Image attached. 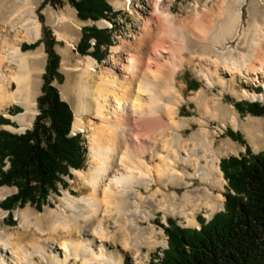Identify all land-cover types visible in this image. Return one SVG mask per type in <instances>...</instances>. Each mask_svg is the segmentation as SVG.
<instances>
[{
  "label": "bare ground",
  "instance_id": "obj_1",
  "mask_svg": "<svg viewBox=\"0 0 264 264\" xmlns=\"http://www.w3.org/2000/svg\"><path fill=\"white\" fill-rule=\"evenodd\" d=\"M43 1L0 0V43L6 48L0 50V111L7 104L22 103L25 109L18 116L25 127L34 124L37 96L43 83L40 69L44 70L47 53L43 44L34 50H25L19 42H36L42 36L43 22L38 9ZM246 1L196 0L193 7L196 18L191 20L192 25L186 26L171 8L163 6L164 0H155L144 30L138 40L130 43L122 76L113 71H92L95 57L88 56L91 63L86 74L89 78L85 86L76 90L78 99L73 124L74 131L86 130L82 115L91 112L88 98L92 96L94 116L100 122H90V162L85 170L74 168L88 192L75 195L66 190L62 198L66 209L42 229L48 235L46 239H41L42 235L33 236V245H38L35 248L16 246L28 235L0 226V264H44V261L124 264L120 247L114 245L116 242L126 250L141 251L146 243L157 246V230L143 224L155 217L154 209L168 210L169 207L186 216L190 223H197L198 212L204 206L212 211L218 208L221 195L216 194V188L224 185L219 155L225 147H237L229 140L217 144L210 137L208 119L178 117L185 97L177 84L176 72L186 60L197 69L200 64L198 70L204 72L209 84L219 82L231 91H236L237 84L249 74L260 76V72H264V0H250L248 23L241 30ZM132 2L125 0L120 5L130 6ZM43 11L61 31L76 23L70 7L58 13L49 5ZM101 22L107 23V20ZM206 35L210 37L208 40L202 38ZM235 38L239 42L232 48L230 42ZM121 47L117 45L115 49ZM152 47H156L157 55L167 48L181 55L172 56L159 65L156 63L157 68H150L154 74L148 77L144 74V65ZM225 72L230 73L231 78H227ZM13 82H16L14 88ZM242 95L264 99V92L249 88ZM193 98L201 106L208 105L204 90L197 91ZM226 113L235 126H243L257 148L256 142L264 145L263 121L260 124L245 122L235 107H230L224 115ZM192 121H199L201 127L186 137L181 130ZM169 129H173V134L164 143L167 155H162L156 133ZM193 176L201 178L205 184L187 188L183 193L174 191L164 199L157 197L160 184L189 186L188 177ZM138 184L154 191L146 194ZM155 184H159V189ZM9 191L7 186L0 187V199ZM5 212L0 209V216ZM34 222L22 212L23 228L29 229L31 234L33 226L40 225ZM113 222L115 226L111 225ZM42 240H59L63 256L60 251L39 245L47 244ZM162 243L167 245L168 242L164 239Z\"/></svg>",
  "mask_w": 264,
  "mask_h": 264
},
{
  "label": "trees",
  "instance_id": "obj_2",
  "mask_svg": "<svg viewBox=\"0 0 264 264\" xmlns=\"http://www.w3.org/2000/svg\"><path fill=\"white\" fill-rule=\"evenodd\" d=\"M70 1L83 20L112 21L119 13L110 0ZM43 30V39L23 45L29 49L42 41L46 43L48 60L43 93L39 96L41 112L26 132L0 128V185L18 187L1 203L11 210L8 220L12 224L17 223L13 211L16 207L32 203L43 208L51 202L52 192L60 194V183L69 185L66 176L74 177L73 168L86 166L89 151L84 134L72 133L74 108L55 83L65 80L60 70L62 55L55 47L58 39L48 26ZM82 30L78 51L102 61L115 44L114 27L94 23L84 25ZM200 86L198 79L188 80V89ZM235 105L243 114L264 115L262 101L238 100ZM21 108L16 106L11 111L20 112ZM6 123L15 121L1 114L0 124ZM227 132L246 143L242 132L233 128ZM221 165L229 180L225 209L210 220L200 219L201 228L185 226L172 216L168 217V223L158 219L169 235V247L163 249L162 257L156 252L150 264H264V151L255 152L247 146L240 155L223 157Z\"/></svg>",
  "mask_w": 264,
  "mask_h": 264
},
{
  "label": "rangeland",
  "instance_id": "obj_3",
  "mask_svg": "<svg viewBox=\"0 0 264 264\" xmlns=\"http://www.w3.org/2000/svg\"><path fill=\"white\" fill-rule=\"evenodd\" d=\"M112 4L114 5L116 10H119V13L114 16V20H108L107 23H102L101 20L94 21V20H83L78 13L77 8L72 4L70 0H44L40 8L38 9L41 19L43 22L42 26V36L40 39L44 38V26H48L52 29L53 34L58 39V43L55 45L57 51L62 55V61L60 65V70L65 75V80L63 82H59L58 80H55V83L59 86L60 91L62 93V96L69 101V103L72 105V107L75 109V105L77 103V92L76 90H80L82 85H86L88 82V75L86 74V71L88 70V65L91 63L88 59V56L92 55H82L77 47L78 43L80 41V38L83 33V26L84 25H92L94 23H97L101 27H114V40L115 44L111 47L109 52L107 53L106 57L99 61L95 58V69H92V71L101 73L102 71H113L115 74H118L119 76H122L124 74L123 68L124 64L128 60V49L131 47L130 43L134 42L135 40H138L139 36L141 35V32L145 28V21L147 17L152 16L153 11V3L155 0H133L132 4L130 6H121V3H124L125 0H110ZM221 1V0H219ZM196 0H164L163 6L165 8H171V10L177 15L178 19L183 21L186 26L191 24V20H194L195 17V11L193 10V7L195 6ZM119 3V4H118ZM51 5L53 8L56 9L58 13H61L66 8L70 7L73 12V16L76 20V25L74 26H67L65 30H59L54 25L52 21L49 20L48 16L44 13V8L46 6ZM250 6V0L246 1L244 4V25L241 30L244 29L245 24L248 23V17L250 14L249 11ZM153 19L156 20V17L153 16ZM104 20V19H103ZM192 25V24H191ZM196 30L200 35H203L204 32H200L197 29ZM202 38H206L207 40L210 38L208 35L203 36ZM39 39V40H40ZM25 42L33 43L28 40H21L19 43L22 44V47ZM37 42V41H36ZM239 39L235 38L230 42L231 47H236L238 44ZM45 46V50L47 53V60H48V52L46 48V43L44 41L40 42V44L34 48H29L25 50H34L40 45ZM122 46L120 50L115 49V46ZM106 46H104L105 48ZM3 48L2 44L0 43V50ZM156 47H152L151 50H149L146 54L145 59V75L150 77L154 74V72L151 69L157 68V66L162 63L164 60L169 61L172 59V56H178L181 55L177 50H170V49H163L162 53L160 55H157L155 52ZM3 49H6L5 47ZM157 55V56H156ZM94 57V56H93ZM180 58V56H179ZM47 60L44 66V70L40 69L42 72V78L43 83L41 85V91L38 93L37 96V106L38 110L36 113V116L33 120V123L37 117V115L41 112V109L39 107V96L43 93V84H44V73L46 71V65ZM158 63V65H156ZM14 65V69H17L16 64ZM212 64L209 65L211 67ZM207 67V68H209ZM201 68V65L199 64L198 69ZM195 66V64L189 63L188 60L185 61V63L177 70L176 77H177V84L180 88L181 94L185 97L184 102L180 105V114L178 117L186 116L191 118H202V119H208V129L211 131L210 137L216 140V143H224L226 141H230L235 143L236 149L225 147L223 148V151L219 155L218 162H222L223 157H228L232 154H241L242 152L246 151L247 146H251L253 150L259 152L264 151V145H261L259 142H256L259 147L257 148L255 146V141L251 139V137L248 135L246 130L243 128L242 125L235 126L232 122V117H230L228 113L224 115L226 111L230 107H235L238 111V115L246 122L250 121L255 124H260L262 121L264 122V115H254L251 112H247L243 114L235 105V101L238 100H261L264 102V99H251L244 97L242 94L246 88H249L252 91L257 92H264V72H260V76H256L254 73L249 74L244 81H241L237 84L236 91H231L227 89L225 86H223L221 83L216 82L214 84H209L208 80L204 74V72H200ZM96 73V74H97ZM224 75L227 78H231L230 73H224ZM142 77V75H141ZM140 77V78H141ZM94 77L93 79H95ZM191 78H196L199 81H201L202 85L198 89H187V82ZM146 80V79H145ZM16 86V82H13L12 88ZM200 90H204L205 95H207V102L208 105H200L197 100L193 98V95ZM147 93V91L145 92ZM230 96L229 98L227 96ZM89 104L91 106V112H86L82 115L83 119L86 120L87 128L86 130H80L84 134L85 141L88 144L89 151L87 152V162L86 166L82 169H87L90 162V137L89 133L90 131V122H100L98 118L94 116V101L93 97L89 96L88 98ZM165 100V99H163ZM16 106H21L22 111H11V108L15 109ZM25 107L20 102H13L11 104H7L1 111V114H5L7 117L11 118L12 121H15V123L10 124H2L0 125V128H7L13 132H23L27 128H30L32 125H29L28 127L23 126V123L21 122L20 117L18 116L20 113L24 111ZM28 118H32V116L28 115ZM76 118V115H75ZM25 127V128H24ZM201 127V124L199 121H192L190 126H186L182 128V132L185 134L186 137H189L192 135L193 132L198 130ZM233 128L236 131H240L243 133L244 138L246 139V143H243L230 134H228V129ZM173 134V129H169L165 133H156L157 140L159 142V147L161 148L162 155H167V149L164 146V143L166 142V138L168 139ZM150 140H152L151 137H149ZM155 139V138H154ZM156 160V159H155ZM223 170V168L221 167ZM74 172V177H70L69 175L66 176V178L69 180V185L64 187L62 184L60 189V194L56 192H52V195L50 196V203H46L43 208H39L36 204L28 203L24 206H18L15 208V218L17 219L16 224L9 223L8 220V214L9 212L4 209L1 206V201L4 199H0V209H3L6 211L2 216H0V226L3 227L6 230L10 231H17L16 233H21L22 235H28L26 240L18 242L16 246H24V247H30L35 248L38 245H33V236L36 235H42L40 237L41 239H46L48 236L47 234L43 233L42 229L47 227L53 219L57 218L56 214H60L63 212V210L66 209L64 202L62 201V198L65 196L66 190L71 191V193L75 195H80L82 193H87L88 187H85V183L83 179L72 169ZM190 180V185H184V184H178V183H171V184H160V191L158 192V198L164 199V196L166 197L168 194H172V192L177 191L179 193H183L187 188H195L198 186H203L205 184V181H203L199 177H188ZM223 182L224 185L221 188H216V194L221 195L220 198V204L218 208L215 211H212L211 209L207 207H203L197 215V223H190L188 218L178 212H175L171 210V208L168 207V210L165 209H154L155 217L151 221L143 222L144 225H148L149 227L155 228L157 230L156 236L159 240L157 243V246H151L150 244H145L143 247V250L138 251L136 248L131 250H126V248L123 247V245L120 242H116L114 245L119 248L120 257L123 258L124 264H150L151 261L154 259L155 253H161V257L164 255L163 249L165 248V245L162 243V241L165 239L169 240V235L166 233V229L164 226L159 224L157 222V219H161V221L167 223L168 217H175L181 224L185 226H200L201 222L200 219L207 218L214 216L216 212L221 211L225 209V203H226V192H227V186H228V179L225 176V172L223 170ZM7 186L10 191L6 193V195L12 194L17 190L16 186H9V185H1L0 187ZM138 187H140L144 193L150 194L154 190L148 189L147 187H144L142 185L138 184ZM155 187L159 189V184H155ZM25 211L27 215L30 216V219L34 220V224L38 223L40 224L37 228V226H33L32 234L30 233L29 229L23 228L22 225V212ZM212 211V212H211ZM19 212V213H18ZM112 226H115V223H111ZM114 228V227H113ZM161 240V241H160ZM43 243L47 244H39L45 248H48L49 250H54L55 252L60 251V255L63 256V246L60 244L59 240H55V242L45 241L42 240ZM15 246V247H16ZM114 248V247H113ZM156 261H159L160 258H156ZM44 264H51L46 261H44ZM72 264V263H70ZM77 264H80L78 262Z\"/></svg>",
  "mask_w": 264,
  "mask_h": 264
}]
</instances>
